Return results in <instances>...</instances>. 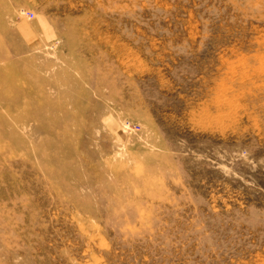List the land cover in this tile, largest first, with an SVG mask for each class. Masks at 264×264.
Here are the masks:
<instances>
[{"label":"rangeland","instance_id":"374dc122","mask_svg":"<svg viewBox=\"0 0 264 264\" xmlns=\"http://www.w3.org/2000/svg\"><path fill=\"white\" fill-rule=\"evenodd\" d=\"M0 264H264V0H0Z\"/></svg>","mask_w":264,"mask_h":264},{"label":"crops","instance_id":"0c3cea01","mask_svg":"<svg viewBox=\"0 0 264 264\" xmlns=\"http://www.w3.org/2000/svg\"><path fill=\"white\" fill-rule=\"evenodd\" d=\"M16 31L20 36V39L25 44L29 50H35L41 44V40L38 37V32L36 31L35 24L33 22L25 23L22 21L17 22ZM42 37L45 39L46 34L40 32Z\"/></svg>","mask_w":264,"mask_h":264}]
</instances>
